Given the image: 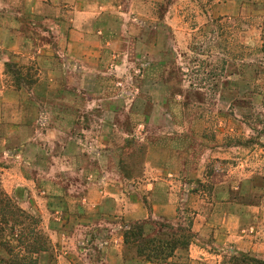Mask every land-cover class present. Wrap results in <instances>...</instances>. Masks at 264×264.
<instances>
[{
    "label": "rangeland",
    "instance_id": "1",
    "mask_svg": "<svg viewBox=\"0 0 264 264\" xmlns=\"http://www.w3.org/2000/svg\"><path fill=\"white\" fill-rule=\"evenodd\" d=\"M76 24L90 30L78 49L97 44L102 66L95 74H76L56 53L63 64L58 83L47 76L42 85V50L76 52L69 44ZM99 31L102 41L94 36ZM94 82L105 88L90 91ZM59 88L61 98L78 101L77 111L64 114L75 115L80 126L95 128L100 119L116 124L106 153L113 168L108 179L120 176L128 195L133 194L130 149L145 152L171 139L177 147L189 144L195 153H205L195 183L180 189L184 200L176 203L174 221L159 220L186 227L196 213L205 218L202 236L192 241L206 247L204 260L177 251L184 257L156 264H264V0H0V257L56 264L54 236L47 228L61 226L63 233L55 238L64 258L114 264L110 256L103 261L101 243L116 242L131 221L88 207L66 216L48 217L44 211L42 197L54 191L42 186V99L58 97ZM44 110L56 111L54 106ZM173 124L191 131L192 142L177 135ZM90 142L82 136L79 153L94 154ZM89 158L101 160L96 154ZM64 189L67 195L94 192L81 185ZM188 190L192 195L186 200ZM252 205L257 210L249 209ZM232 209L252 215L240 228L243 240L252 242L250 251L226 245L220 227ZM22 233L24 244L45 245L47 252L27 253L17 242L11 251L2 247L7 236Z\"/></svg>",
    "mask_w": 264,
    "mask_h": 264
},
{
    "label": "crops",
    "instance_id": "2",
    "mask_svg": "<svg viewBox=\"0 0 264 264\" xmlns=\"http://www.w3.org/2000/svg\"><path fill=\"white\" fill-rule=\"evenodd\" d=\"M72 26V36L69 39V44L77 47L76 52L71 51L70 53L66 52L63 54L62 50H42V85L48 83L46 81L47 76L49 78L48 81L58 83L57 76L63 64L57 61L56 53L60 57L65 56L63 60H68L69 62V64L66 62V65L76 74L82 72L95 74L100 66H102L104 55L99 47H97V44L94 45V48L92 47L85 51L78 49L80 40L83 41L82 39L84 38L89 39V34L84 33L90 30L87 29L84 32V28L79 30L78 24L75 25L77 29H74V25ZM98 33L100 31L96 32L94 36L98 41H102L104 33ZM52 60H56V62L49 63ZM97 84L94 82L90 91L105 88ZM61 94L62 89L59 88L58 97L50 100L48 98L47 100L42 99V157L44 154L46 155V157L44 156L45 158H42V186L54 191V195L42 197V202L44 206L46 205L45 214L48 217L51 215L66 216L67 214L71 215V213L82 212L85 207H88L94 208V211L105 214L107 217L123 218L126 221L151 218L153 220L173 222L176 214V203L184 200V191L180 192V189L186 186L189 187L191 183H195L197 173H200L203 168L199 161L205 153L203 155L201 152L195 153L189 144L188 146L184 144L182 147H177L178 145L176 146L175 141L169 138L166 141L167 144L158 145V143H153L146 147L145 152H134L130 149L126 155L128 157V163H126L132 171L129 182L132 184L133 194L128 195L120 188L122 186L120 176H116L118 181L114 180L113 182V180L108 179L113 168L109 162V158L106 157V153L109 151L108 148L112 147L111 137L116 132V124L105 119H100L95 128L80 126L78 118L75 115L73 117L72 114H68L67 116L64 114L65 109L77 111L79 107L78 101L75 99H71L70 101L65 100L61 98ZM47 106H54L56 111L54 113L47 112L44 110ZM144 123L146 122L143 121L138 125L143 126ZM175 128L176 126L173 124V130L180 131V133H176L177 135H181L189 143L192 142L191 131H185L184 128L180 129L178 126L177 129ZM79 130L84 135L80 134ZM161 131V129H158V132L161 133ZM175 131L172 132L175 133ZM166 134L169 135L171 133ZM142 135L141 132L140 138L143 140L145 137ZM63 136L65 139L62 138ZM82 136L90 138L93 142L95 141V143L90 142L89 149L94 154L101 156V160H98V162L90 161L89 157H93L94 154L89 152V150L88 155L83 152L79 153V143ZM125 136L128 135L126 134ZM161 137L163 138L162 135ZM154 138L158 139V137ZM97 139L100 140L97 141ZM66 173L74 174L76 177L69 178L66 176ZM192 173L196 175H191ZM232 180L233 177L230 175V183H232ZM66 181H69V184ZM225 182L226 180L220 183L222 185ZM76 185H81L88 191L92 190L94 192L93 194L83 192L77 195H67L64 186L75 187ZM46 192L48 193V191ZM190 195L192 194L188 190L186 192V200H188L187 198ZM218 198L220 201L226 200L225 196ZM146 202L148 203L147 206ZM51 203H53V206L50 205ZM219 204L222 205L223 202ZM256 207L252 205L249 206V209L253 210L254 208L255 210ZM248 217H252L251 213L241 214L239 209L234 211L232 209L227 213L224 223L222 222L220 227L225 241L227 240L226 245L237 250L250 251L252 242L248 245L243 240L245 238V234H242L244 230L240 231V228L243 227V220L248 219ZM202 218L199 213H196L192 225V230L198 237L202 236L201 232L204 225H208V222L205 221L206 219ZM63 229L61 226L57 228L50 226L47 228L50 234L54 236L52 244L54 250H56L55 262L56 264H76L77 261H70L64 258V247L56 241L55 237L58 234H62ZM113 230H120V226ZM225 241L223 244H225ZM214 245L217 249H223L224 246L221 245L220 247L216 242H214ZM101 246L104 255L103 261L105 262H108L107 257L110 256L114 260L112 261L114 264H154L141 258H125L121 235L116 242L106 241L101 243ZM205 251L206 247L204 245H197V243L193 242L185 252L190 259L197 258L204 260L202 255L207 253ZM179 252L176 251V256L173 255L172 257H184ZM217 256H220V254H216Z\"/></svg>",
    "mask_w": 264,
    "mask_h": 264
},
{
    "label": "trees",
    "instance_id": "3",
    "mask_svg": "<svg viewBox=\"0 0 264 264\" xmlns=\"http://www.w3.org/2000/svg\"><path fill=\"white\" fill-rule=\"evenodd\" d=\"M4 201L7 203V198ZM3 220L2 210L0 212V223ZM172 224L162 223L159 220H153L151 218L126 222L122 233L123 246L126 252L125 255L131 258H141L156 264L167 260L173 256L176 251H186L195 236L192 230L193 218H191L186 227L179 225L174 227ZM28 233L30 237L34 233L33 229H29ZM20 238L23 240L25 239L24 233L20 234L19 238H15L11 235L7 236L2 242V247L6 251H11L10 247L14 246V243L17 242L20 247L26 248L27 253H42L43 255L48 250V247H45V245H37L36 243L32 244L28 242L24 244L19 240ZM45 242L46 239L43 243ZM251 260L258 263L260 262L254 258ZM0 261L4 264H20L16 263L13 259L5 260L3 255L0 257ZM29 262V264H33L36 260L32 259V261Z\"/></svg>",
    "mask_w": 264,
    "mask_h": 264
}]
</instances>
